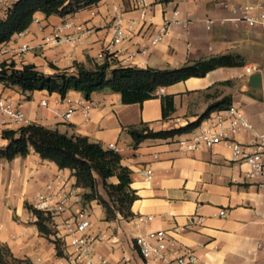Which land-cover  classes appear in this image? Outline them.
<instances>
[{
    "label": "crops",
    "instance_id": "obj_1",
    "mask_svg": "<svg viewBox=\"0 0 264 264\" xmlns=\"http://www.w3.org/2000/svg\"><path fill=\"white\" fill-rule=\"evenodd\" d=\"M136 1L101 0L65 17L36 13L25 30L26 36L18 42L27 43L29 50L19 54L18 44H8L10 40L1 44L0 65L13 63L20 68L31 64L47 75L55 73L51 65L70 73L75 72V63L91 68L97 54L112 40L114 7L121 15V28L127 38L114 48L117 53L111 68L167 70L222 55L238 57L242 65L217 68L202 78L163 87L162 96L172 97L174 107L167 119L162 118L161 97L141 104H122L120 95L107 90L93 93L88 100L81 93L69 91L62 99L55 93H23L19 88L0 85V96L25 99L23 110L30 123L67 136L86 137L105 149L115 144L121 165L130 171V188L137 197L130 218L107 222L95 201L83 204L81 195L85 190L75 187L69 170H59L33 150L26 157L0 159V244L8 246L14 257L27 258L32 264H56L51 237L38 231L36 217L28 212L26 203L48 180L61 176L76 196L65 216L87 207L94 227L114 236L111 242L97 247L98 253L112 262L120 259L123 251L136 257L129 240L166 230L194 251L196 264H264V188L245 180V163L234 162L230 150L222 144L182 151L178 142L190 131L166 140H145L136 147L129 134L130 127L141 125L154 132L184 127L211 104L229 97L230 106L241 111L252 125V131L236 135V141L249 143L255 135H264L263 31L232 21L233 14L223 6L249 4L264 12V0H144L149 4L144 13ZM65 18L87 23L93 34L74 45L46 44L44 37ZM208 21L212 23L208 25ZM165 22H171L166 33L151 46V38ZM143 46L146 53L140 55ZM246 67L254 70L248 74ZM255 73L260 74V82L253 88L248 78ZM42 101L46 106H41ZM66 101L78 109L69 121L61 116L68 108ZM85 101L93 103L87 117L77 105ZM6 144L0 138L1 147ZM144 169L152 171L151 179L140 174ZM108 182L115 184L117 179L112 177ZM99 191L104 195L100 187ZM221 210L224 217L219 216ZM139 217L144 220L138 222ZM193 217L201 218L200 224L187 227Z\"/></svg>",
    "mask_w": 264,
    "mask_h": 264
},
{
    "label": "trees",
    "instance_id": "obj_2",
    "mask_svg": "<svg viewBox=\"0 0 264 264\" xmlns=\"http://www.w3.org/2000/svg\"><path fill=\"white\" fill-rule=\"evenodd\" d=\"M101 0H20L0 18V45L7 42L14 34L26 30L36 13L46 17H65L82 9L96 5ZM242 62L238 57L222 55L185 64L179 68L157 70L134 67H115L107 62L94 63L91 68L74 64L75 72L70 73L50 66L53 74H44L34 65H23L16 68L13 63L0 65V85L4 88H19L23 93L46 91L58 94L62 99L69 91L81 93L88 100L91 95L104 90L120 95L122 104H141L155 98L153 92L160 87H168L189 78H202L207 73L223 67H238ZM162 118L167 119L173 112V100L170 96L160 98ZM230 98L224 97L211 104L193 123L168 131L154 132L147 126L130 127L129 134L134 146L145 140H166L187 133L197 128L211 113L227 109ZM2 139L7 141L0 148V159L11 161L15 157H26L33 150L42 160L54 163L59 170H69L75 178V187L85 192L81 195L83 204L95 201L104 213V220L114 221L118 216L128 219L132 216L131 205L137 199L130 188V171L121 165L120 155L103 148L100 144L91 143L83 136H67L57 130L31 123L18 130H5ZM115 177L117 183H109ZM99 187L103 191L102 195ZM31 210L36 217L38 231L49 236V216ZM55 244L57 255L60 253ZM0 264H32L29 259L13 256L8 246L0 244Z\"/></svg>",
    "mask_w": 264,
    "mask_h": 264
},
{
    "label": "built area",
    "instance_id": "obj_3",
    "mask_svg": "<svg viewBox=\"0 0 264 264\" xmlns=\"http://www.w3.org/2000/svg\"><path fill=\"white\" fill-rule=\"evenodd\" d=\"M20 0H0V18H2L14 5ZM136 5L140 7L142 13L149 7L144 0H137ZM223 6L233 14L232 21L242 22L248 28H259L263 31L262 39L264 41V12L259 11L253 5H229L223 3ZM116 12L115 24L112 28V40L109 45L101 50L94 63L102 64L112 63L114 48L124 42L127 38L121 28V15L118 9ZM177 15L176 12L173 13ZM171 22L178 23L177 20ZM165 22L151 38L150 45L155 46L159 43L162 36L166 33L169 24ZM212 21H208L210 25ZM93 34V29L87 23L75 22L71 18H65L59 27H55L52 33L44 37V42L52 46L62 44H78L82 40ZM26 36V32L16 33L9 39L8 44L16 45ZM8 40V41H9ZM7 41V42H8ZM29 50L27 43H19L17 52L25 53ZM146 53V48H141L140 55ZM254 68L246 67V73H251ZM162 87L153 92V96L162 97ZM25 99H14L11 97L0 96V138L5 130H18L31 124L25 116L23 110V101ZM67 110L61 115L65 121H69L73 113L78 110L74 104L69 101ZM81 105L80 111L84 117H87L89 110L93 107L92 102L77 103ZM41 106H46L45 101ZM243 131H252V125L245 115L233 106L227 109L211 113L201 125L187 134V138L178 142L182 151H191L196 149H210L215 145L222 144L231 152L234 162H243L248 166L245 180L253 183L259 188H264V135H255V139L249 143H240L236 141L235 136ZM117 151L115 144H108L107 148ZM140 174L149 180L152 177L150 169H144ZM75 194L69 187L67 180L61 176H55L48 180L43 189L28 200V205L44 216H49L51 221V243L57 242V248L60 255L56 253V264H196L194 251L183 245L169 231H157L138 236L129 240V248L136 257L123 251L122 256L117 261H110L97 251V247L107 244L114 239V236H107L105 231L94 227L90 210L83 206L74 214L65 216L70 208V202L75 199ZM75 202V201H74ZM219 216L224 217V211L219 212ZM58 219V221H56ZM144 218L139 217L138 222ZM201 218H190V225L200 224ZM49 227V226H48ZM114 243V242H113ZM53 244V243H52ZM54 248L55 247V244ZM139 261V263H137Z\"/></svg>",
    "mask_w": 264,
    "mask_h": 264
},
{
    "label": "water",
    "instance_id": "obj_4",
    "mask_svg": "<svg viewBox=\"0 0 264 264\" xmlns=\"http://www.w3.org/2000/svg\"><path fill=\"white\" fill-rule=\"evenodd\" d=\"M259 82H260V74L259 73H255L252 74L249 78H248V84L250 87H259Z\"/></svg>",
    "mask_w": 264,
    "mask_h": 264
},
{
    "label": "rangeland",
    "instance_id": "obj_5",
    "mask_svg": "<svg viewBox=\"0 0 264 264\" xmlns=\"http://www.w3.org/2000/svg\"><path fill=\"white\" fill-rule=\"evenodd\" d=\"M0 148H2L1 145H0ZM26 205H27L28 207H30V206L28 205V203H26ZM30 209H32V208L30 207ZM27 210H28V209H27ZM32 210H33V209H32ZM28 212L31 213V214L33 215V213L31 212V210H28ZM92 213H93L94 217H95L97 220H101L100 216H98L96 212H92ZM33 216H34V215H33ZM118 217H120V216H118ZM118 217H117V218H118ZM121 218H122V217H121ZM122 219H123V218H122ZM47 224H48L49 228H51V221H49ZM51 230H52V228H51Z\"/></svg>",
    "mask_w": 264,
    "mask_h": 264
}]
</instances>
